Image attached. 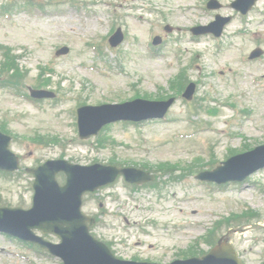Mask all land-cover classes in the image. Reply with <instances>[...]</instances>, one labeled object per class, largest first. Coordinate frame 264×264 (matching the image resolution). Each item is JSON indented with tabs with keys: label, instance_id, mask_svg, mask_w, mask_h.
<instances>
[{
	"label": "rangeland",
	"instance_id": "rangeland-1",
	"mask_svg": "<svg viewBox=\"0 0 264 264\" xmlns=\"http://www.w3.org/2000/svg\"><path fill=\"white\" fill-rule=\"evenodd\" d=\"M39 1L44 4L45 11L39 12L23 3L18 4L11 19L0 16V45L23 54L21 66L30 71L29 78L18 91L29 93V87L38 82L40 67L51 65L56 73L50 85L53 89L57 87L60 93L58 100H43L37 104L16 97L15 88H0V121L7 120L13 131L29 138L17 137L12 144L22 156L23 169L62 154L81 163L109 160L116 154L119 160L127 162L172 160L187 166L198 155L211 160V145L215 147V157L225 160L229 148L245 149V142H264V54L254 60L248 59L253 49H264V0L245 17L225 5L233 0H220L224 3L222 8L207 12L199 6L202 0H79L87 4L96 2L88 8L95 13L72 4L71 0H57L55 4L51 0ZM188 2H192L190 9L184 5ZM112 10L124 15L120 25L128 32V38L117 47H111L106 38L115 25L111 21ZM215 12L234 13L233 23L225 28L219 43L211 33L194 35L189 30L194 23L207 24ZM136 14L139 19L135 18ZM169 21L180 22L182 27L168 33L163 26ZM234 28L240 31L231 34ZM253 29L259 32H252ZM153 33L168 34V38L165 37L161 46L151 49L148 38ZM200 37H209V40L195 42ZM95 41L103 42L101 55L89 46ZM63 45L70 46V52L57 56L58 48ZM194 57L196 61L189 74L199 83L190 107L189 101L181 95L176 97L167 119L139 125L112 124L106 132L118 141L116 146L92 148L91 144H96L94 138H79L73 113L79 102H120L136 92L167 96L171 92L170 80ZM226 102L254 113L250 118L229 109ZM192 106L194 111L190 110ZM210 106H217L219 113L210 114L207 111ZM36 132L58 134L69 143L65 150L61 145L43 147L30 141ZM105 133L104 137H108ZM23 169L11 177L0 176V203L3 205H31L33 190L29 182L33 178ZM253 180L211 191L193 174L181 181H174L167 175L161 179L160 188L146 186L145 191L134 192L136 199L127 206H119L115 201L110 203L113 199L109 194L114 193L120 199L128 195L126 190L124 197L118 194L121 187L118 184L90 195L84 209L96 212L100 200L105 201L107 212L97 229L103 238L118 243L115 245L118 254L169 263L180 250L193 244L195 235L205 232L207 222L214 218L210 213H216L219 218L240 210L247 203L261 213L264 223V170ZM160 194L167 198L166 201L158 200L155 211H150L149 200L156 203ZM122 214L130 218L131 234L119 228L124 223ZM146 218H153L154 223H143ZM226 234L245 262L260 264L264 261V227L253 226L244 232ZM48 238L56 241L54 236ZM25 255L32 262L25 259ZM0 264L60 263L46 251L25 247L20 241L0 233Z\"/></svg>",
	"mask_w": 264,
	"mask_h": 264
}]
</instances>
